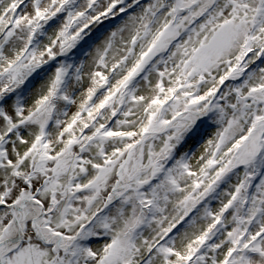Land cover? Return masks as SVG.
Segmentation results:
<instances>
[{"label":"snow or ice","instance_id":"snow-or-ice-1","mask_svg":"<svg viewBox=\"0 0 264 264\" xmlns=\"http://www.w3.org/2000/svg\"><path fill=\"white\" fill-rule=\"evenodd\" d=\"M0 264H264V0H0Z\"/></svg>","mask_w":264,"mask_h":264}]
</instances>
